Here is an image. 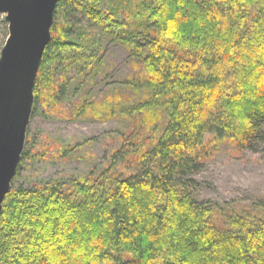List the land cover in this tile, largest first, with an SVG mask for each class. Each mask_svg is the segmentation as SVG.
<instances>
[{"label": "trees", "instance_id": "16d2710c", "mask_svg": "<svg viewBox=\"0 0 264 264\" xmlns=\"http://www.w3.org/2000/svg\"><path fill=\"white\" fill-rule=\"evenodd\" d=\"M51 34L35 105L72 92L69 119L124 123L103 167L13 178L0 264H264V199H200L194 177L225 143L264 153V0H59ZM110 45L128 69L98 89Z\"/></svg>", "mask_w": 264, "mask_h": 264}, {"label": "rangeland", "instance_id": "374dc122", "mask_svg": "<svg viewBox=\"0 0 264 264\" xmlns=\"http://www.w3.org/2000/svg\"><path fill=\"white\" fill-rule=\"evenodd\" d=\"M4 18L0 14V52L9 33L8 25L6 29L2 24ZM107 55L103 71L110 78L98 81V89L119 82L128 69L124 47L110 45ZM77 100L71 92L58 107L34 103L36 109L33 107L27 135L33 140L35 150L30 158L20 161L15 186L31 187L40 181L82 176L94 166L103 167L107 163L108 155L117 147V130L124 121L71 120L61 111L70 109ZM52 143H57L55 150ZM60 147L67 149L65 156L60 155ZM29 148L28 144L26 150ZM194 177L201 183L200 199L241 204L264 199V153L258 148L238 150L225 143Z\"/></svg>", "mask_w": 264, "mask_h": 264}, {"label": "water", "instance_id": "95a60500", "mask_svg": "<svg viewBox=\"0 0 264 264\" xmlns=\"http://www.w3.org/2000/svg\"><path fill=\"white\" fill-rule=\"evenodd\" d=\"M59 0H0L8 38L0 52V214L24 151L34 87Z\"/></svg>", "mask_w": 264, "mask_h": 264}]
</instances>
